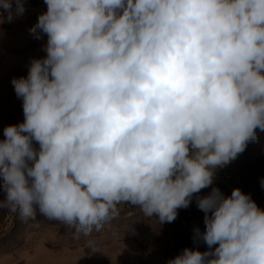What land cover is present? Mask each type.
I'll return each instance as SVG.
<instances>
[{
    "label": "clouds",
    "instance_id": "9594fccd",
    "mask_svg": "<svg viewBox=\"0 0 264 264\" xmlns=\"http://www.w3.org/2000/svg\"><path fill=\"white\" fill-rule=\"evenodd\" d=\"M45 3L30 31L47 35L46 57L11 81L24 122L0 141V208L76 238L124 203L173 222L264 131V0ZM24 12L0 0V23ZM196 202L193 239L208 250L168 264H264V210L249 194L213 187Z\"/></svg>",
    "mask_w": 264,
    "mask_h": 264
},
{
    "label": "rangeland",
    "instance_id": "374dc122",
    "mask_svg": "<svg viewBox=\"0 0 264 264\" xmlns=\"http://www.w3.org/2000/svg\"><path fill=\"white\" fill-rule=\"evenodd\" d=\"M36 23L17 18L0 23V141L5 127L24 122L23 101L12 79L26 78L32 60L46 57L47 35L40 32L37 39L30 31ZM256 134L257 156L264 160V131L257 128ZM210 192L205 188L194 193L189 207L177 209V218L163 224L156 216L145 217L138 206L120 204L119 216L79 238L74 228L59 221L39 214L22 220L18 213L0 208V264H168L186 247L201 251L185 218L198 208L196 198ZM90 242L93 249L87 247Z\"/></svg>",
    "mask_w": 264,
    "mask_h": 264
},
{
    "label": "trees",
    "instance_id": "16d2710c",
    "mask_svg": "<svg viewBox=\"0 0 264 264\" xmlns=\"http://www.w3.org/2000/svg\"><path fill=\"white\" fill-rule=\"evenodd\" d=\"M264 180V160L258 158L253 141L248 142L245 151L224 167L215 170L214 182L207 189L219 188L227 197L233 189L239 188L243 193L249 194L257 206L264 210V187L261 186ZM204 212L196 209L185 218V223L194 232L198 227L201 232L205 230ZM218 245H214L216 247ZM201 251L208 250V246L199 242Z\"/></svg>",
    "mask_w": 264,
    "mask_h": 264
},
{
    "label": "built area",
    "instance_id": "2783aa9c",
    "mask_svg": "<svg viewBox=\"0 0 264 264\" xmlns=\"http://www.w3.org/2000/svg\"><path fill=\"white\" fill-rule=\"evenodd\" d=\"M25 12L15 18L34 22L38 16L47 11L45 0H24ZM14 18V19H15Z\"/></svg>",
    "mask_w": 264,
    "mask_h": 264
}]
</instances>
